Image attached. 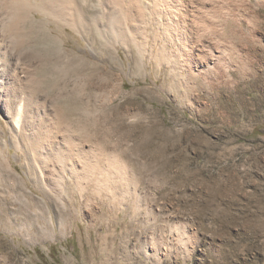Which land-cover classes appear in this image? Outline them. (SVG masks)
<instances>
[{"label": "rangeland", "instance_id": "obj_1", "mask_svg": "<svg viewBox=\"0 0 264 264\" xmlns=\"http://www.w3.org/2000/svg\"><path fill=\"white\" fill-rule=\"evenodd\" d=\"M185 1L177 33L153 0L136 32L103 0H56L21 24L35 89L98 165L43 187L0 107V264H264V6ZM196 36L227 50L213 75Z\"/></svg>", "mask_w": 264, "mask_h": 264}, {"label": "bare ground", "instance_id": "obj_2", "mask_svg": "<svg viewBox=\"0 0 264 264\" xmlns=\"http://www.w3.org/2000/svg\"><path fill=\"white\" fill-rule=\"evenodd\" d=\"M103 1L106 2L107 10H110V13H117L116 15H119L118 13H120L125 18L126 21H123V24L121 23L120 26L123 31L131 30L130 28L133 27L132 23L137 18L134 12H143L139 4L140 0ZM153 1L157 3L154 7L158 8L159 1H162L170 7V11L175 13L174 15V13L164 11L165 15L168 16L169 19L171 18L169 26L173 24L171 28L167 26L164 31L166 32L167 30H170L173 33H177L180 28L176 27V24L173 23L175 21L172 17L174 19H178L181 15L185 17L186 13L182 12L180 6L186 1ZM257 1L259 5L264 6V0ZM202 2L204 3L205 1ZM55 5L56 0H0V107L3 109L2 111L7 118V124L11 137L15 141L14 143L11 141L12 145L18 151H21V154L25 156L27 161V171L31 175V172L36 174V171L39 170L42 178L40 181L43 187L47 185L53 188L60 187V183H57L52 174L56 175L58 173L59 176H61V174L67 175V179L73 178L78 184H80L82 178L87 177V171L94 170L98 165V162H93L96 154L95 147L93 148L91 146L90 148H87L85 143L82 141L83 138L81 139V137L76 133L77 131L75 132L74 129L70 130L72 125L69 124L71 125L69 128L62 123L61 120H66V118H64V116H62V119L60 118L59 112L61 109L58 112V110L53 108L52 101L49 99V96H47L48 94L43 95L35 89L31 79L33 78V66L30 64L31 62L28 63V61H23L20 54L16 52L15 46L17 45L14 40L19 36L21 24L25 22L32 24L37 12L40 11L41 13L42 10L46 11V13L53 14ZM136 6H138L139 9L136 10ZM213 6L217 7L220 5L215 3ZM196 7L199 13L202 12L204 14H206V12L210 9V7H207L205 4H202L201 6L196 5ZM156 8H154V10L158 11ZM55 11H57V9ZM176 15L180 16L176 17ZM119 16H116V18L119 19ZM207 17L209 18V16ZM127 20H130L131 24H128ZM113 22L114 23L112 25H109L114 26L117 21L115 22L114 19ZM203 23L208 27L214 24V20L213 22H206V20H204ZM119 30L120 29H118V32H120ZM134 30L136 32L135 28ZM196 37V41L198 43H195V45H198V47L196 48V53L192 56V58L195 57L198 67L206 64V69H203V71H205L208 76L213 75V71H215V69L211 61H215L216 66H219L221 63L223 64L226 59L225 55L227 54V50L220 45H210L204 40L202 41L199 36ZM214 42L224 43V41L220 38L216 39V41L214 40ZM211 56L213 58L212 60H210ZM76 103V101H73L74 106L72 107V110L74 113L80 115L81 112L78 111L79 109L77 106L79 104ZM75 124L77 123L75 122ZM101 155L103 154L101 153ZM101 169L103 170V168ZM44 171H46V174H44Z\"/></svg>", "mask_w": 264, "mask_h": 264}]
</instances>
